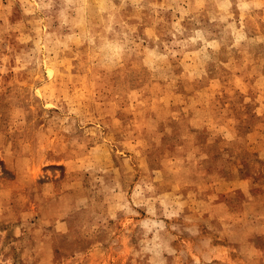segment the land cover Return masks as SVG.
<instances>
[{
    "label": "rangeland",
    "instance_id": "obj_1",
    "mask_svg": "<svg viewBox=\"0 0 264 264\" xmlns=\"http://www.w3.org/2000/svg\"><path fill=\"white\" fill-rule=\"evenodd\" d=\"M0 264H264V0H0Z\"/></svg>",
    "mask_w": 264,
    "mask_h": 264
}]
</instances>
